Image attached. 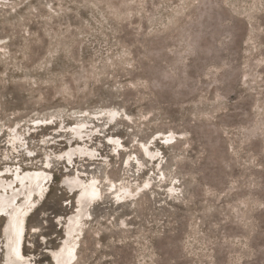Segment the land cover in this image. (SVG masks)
I'll return each mask as SVG.
<instances>
[{"label":"rangeland","instance_id":"1","mask_svg":"<svg viewBox=\"0 0 264 264\" xmlns=\"http://www.w3.org/2000/svg\"><path fill=\"white\" fill-rule=\"evenodd\" d=\"M106 108L112 124L84 114ZM79 121L93 157L70 164ZM45 160L21 246L36 264L76 210L65 164L102 192L75 264H264V0H0V173Z\"/></svg>","mask_w":264,"mask_h":264},{"label":"bare ground","instance_id":"2","mask_svg":"<svg viewBox=\"0 0 264 264\" xmlns=\"http://www.w3.org/2000/svg\"><path fill=\"white\" fill-rule=\"evenodd\" d=\"M84 114L89 118H103L106 120V123L112 124L115 122L116 115L119 114V111H117L115 108H106L94 111L91 114H88L87 112ZM127 118L130 119V117ZM85 122L86 121H79L76 123V126L70 127L71 130L69 131H71L70 133L73 135L69 141L70 148L56 155L57 157L60 159L65 157L66 161L70 164H72L71 158L74 155H77V157H83L84 159L93 157V151L88 148L87 144L80 145L79 142L76 141H74L77 143L76 146L73 147L74 144H72V139L77 137L79 139L82 138V135L80 136V132L83 129ZM10 137L11 138L7 141L8 148L17 149V142L19 141L18 134H12ZM142 149H144L146 157L148 156L152 160L157 155L155 153H151L152 151L150 150L149 152L145 146H143ZM122 166L127 170V168H129V161H127L125 164L123 163ZM49 167V163L45 160V162L43 161L42 167L38 169H22L21 171L19 168H15L10 180L3 178L2 175L4 173H0V217L4 215V224L0 229V236L3 238V240L0 241V252L2 250L0 254V264H36V262H33L32 258L24 254L21 246L26 229V219L47 193L49 180L51 178ZM65 168L67 176L64 177L63 184L71 192H78L75 201L77 205L76 210L65 221L67 225L62 243L56 249L48 251L52 258L53 264H75L76 257L78 256V239L83 233V222L85 218H90V208L102 200V192L99 188L100 184H98L99 179L97 180L96 178L92 177L91 179L89 178V180H83L78 174H76V172L73 173V175H70L69 166L67 164H65ZM6 171L9 172L8 169ZM149 183V181L144 183V187H147ZM122 184L123 183L120 185H117L113 182L109 183L108 190L111 191L110 193H113L112 190L115 188V195H113V198H115V202L117 204L124 202L125 198L127 197L132 196L133 198V194L131 193L132 191L129 192V190L125 188V185L123 186ZM141 191H143L142 188H137L136 194L138 195ZM175 191L176 189L173 187L169 189L167 197L171 199L174 198Z\"/></svg>","mask_w":264,"mask_h":264},{"label":"trees","instance_id":"3","mask_svg":"<svg viewBox=\"0 0 264 264\" xmlns=\"http://www.w3.org/2000/svg\"><path fill=\"white\" fill-rule=\"evenodd\" d=\"M203 13V12H202ZM205 13H206V11H205ZM214 26H212V28H213ZM215 28V27H214ZM213 28V29H214ZM217 30V29H216ZM216 30H214V31H216ZM198 38L199 37V35H198V33L196 32V33H193V35H192V38Z\"/></svg>","mask_w":264,"mask_h":264}]
</instances>
